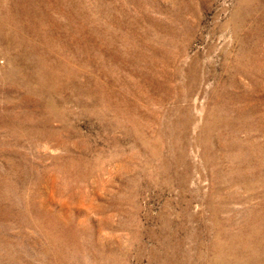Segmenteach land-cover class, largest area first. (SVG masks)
<instances>
[{"label":"rangeland","instance_id":"1","mask_svg":"<svg viewBox=\"0 0 264 264\" xmlns=\"http://www.w3.org/2000/svg\"><path fill=\"white\" fill-rule=\"evenodd\" d=\"M0 264H264V0H0Z\"/></svg>","mask_w":264,"mask_h":264}]
</instances>
